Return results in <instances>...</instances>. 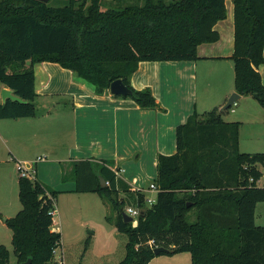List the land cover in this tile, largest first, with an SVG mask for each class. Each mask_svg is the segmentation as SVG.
<instances>
[{
  "label": "trees",
  "instance_id": "obj_1",
  "mask_svg": "<svg viewBox=\"0 0 264 264\" xmlns=\"http://www.w3.org/2000/svg\"><path fill=\"white\" fill-rule=\"evenodd\" d=\"M50 1H0V93L4 86L25 101L0 102V119L36 116L34 66L43 62L73 71L100 96L122 80L133 91L125 98L143 110L157 109L150 88L136 90L131 84L140 63L197 60L200 45L220 40L215 27L227 17L226 0H67L64 6ZM232 1L235 90L258 95L264 108L258 70L264 65V0ZM225 113L195 112L177 127V152L158 157L157 201L150 207L111 163H73L74 192L99 194L116 213L108 220L128 236L119 264H149L157 247L169 250L161 255L188 252L192 264H264V226L256 225L257 205L264 203V187L258 186L264 153L240 151L241 123L225 121ZM101 177L108 182L104 188ZM57 194L20 176L22 209L5 222L18 264L29 259L53 264L62 241L54 229ZM126 202L142 211L136 227L123 218ZM0 264H10L4 245Z\"/></svg>",
  "mask_w": 264,
  "mask_h": 264
},
{
  "label": "crops",
  "instance_id": "obj_2",
  "mask_svg": "<svg viewBox=\"0 0 264 264\" xmlns=\"http://www.w3.org/2000/svg\"><path fill=\"white\" fill-rule=\"evenodd\" d=\"M226 7V19L215 27L220 34V40L200 45L197 60L140 63L131 78V84L136 90H152L158 102V108L154 110H143L133 99L114 96L110 90L104 95H97L92 85L58 64H36V91L62 94V99H47L46 110L48 113L56 110L59 133L52 142L57 145L55 151L67 153L68 160L62 161L71 165L85 160L111 163L113 170H122L121 179L150 198L146 187L147 180L156 181L157 178L156 174H151V169H157L160 154L173 155L177 152L176 129L186 123L195 112L198 113L201 103L199 99L207 106L220 110L236 92L235 86L231 88L224 85L231 81V73L234 72L232 75H235L234 65L226 67L220 63L231 62L234 52L233 1L226 0ZM202 62L206 63L203 65ZM258 70L264 83V65ZM49 71L60 73L56 81L52 76V79H47ZM199 73L205 99L199 96ZM245 97L241 96L239 101ZM0 102L3 103L2 99ZM35 124L36 121L32 118L12 119V149H9V153L13 162L18 161L20 149L33 151L32 153L43 149L50 154L54 153V147L42 148L35 144L48 142L42 138L40 129ZM5 163L11 164L8 159ZM12 164L18 169L16 163ZM260 171L263 172L261 169ZM19 177L15 176L13 180L18 188ZM155 181L151 184H155ZM75 189L76 186L64 191L74 193ZM155 191L158 194V190ZM54 229L59 231L55 226Z\"/></svg>",
  "mask_w": 264,
  "mask_h": 264
},
{
  "label": "rangeland",
  "instance_id": "obj_3",
  "mask_svg": "<svg viewBox=\"0 0 264 264\" xmlns=\"http://www.w3.org/2000/svg\"><path fill=\"white\" fill-rule=\"evenodd\" d=\"M49 4L51 6H64L67 4V0H51ZM220 63L226 67L234 65L232 60L231 62L222 61ZM28 64L30 65V62ZM200 65L202 66V64ZM70 73L74 72L71 71ZM233 73H231V81L229 83L227 81L224 84L225 86L229 85L231 88L235 86V75L233 76ZM59 74L49 71L47 79L52 76L56 81ZM212 84H214L213 81ZM198 86L199 96L205 99L206 95L203 97L204 92L200 73ZM2 88L1 86V90ZM55 88L54 85L53 89ZM36 93L37 112L36 116L31 118L35 119L36 124L34 126H38L42 138H45L48 142L35 144H39V147L42 148L54 147V149L49 148L54 150V153L50 154L43 151V149L35 150V153L20 149L17 159L21 162L26 161L23 162L27 163L25 167L34 173L26 178L31 181L36 180L47 189L58 192L55 202V228L61 232L62 241L55 251L52 262L53 264H61L62 261L64 264H119L126 256V245L129 239L126 234L118 231L113 222L108 220L107 217L113 220L116 216L111 205L97 193L64 191L76 186L73 176H71L70 166H73V164L65 162L68 160L66 152L55 151L56 144L52 141L56 140L59 133L56 110L51 113L46 111L48 107L47 99H62V94L57 92L48 94L40 91H36ZM199 101L201 102L198 109L199 115H204L213 110L212 106H207L201 99ZM223 119L227 122L241 123V152L249 154L264 153V108L254 96H246L238 101L232 109L223 115ZM0 133V246L4 245L9 250L10 264H18V258L12 244L13 232L5 223L7 218L15 217L22 209L18 193L19 188L13 183L15 176L16 178L20 176V172L12 163H16L18 166V161L13 162L9 153V149H12V119H0ZM7 159L10 160L11 164L5 163ZM259 169L263 171V176L258 186L264 187V165H260ZM157 171V169H151V174L157 175ZM152 181L155 180L148 179L146 187L150 192V198L157 201V192L150 190L149 187ZM121 197L124 196L121 195ZM129 206L136 205L126 202L124 210ZM257 206L256 225L264 226V203H259ZM138 221L139 218L135 217L134 222L137 223ZM189 221H195V213L191 214ZM88 241L89 246L86 248ZM149 264H192V259L191 254L188 252L175 255L164 254L156 256Z\"/></svg>",
  "mask_w": 264,
  "mask_h": 264
},
{
  "label": "water",
  "instance_id": "obj_4",
  "mask_svg": "<svg viewBox=\"0 0 264 264\" xmlns=\"http://www.w3.org/2000/svg\"><path fill=\"white\" fill-rule=\"evenodd\" d=\"M43 3H48L49 0H39ZM110 92L112 95L114 96H122V97H129L133 94V91L128 88L123 82L122 80H116L114 81L111 86H110ZM256 99H258V95L254 96ZM1 99L4 102H6V100L10 99L12 101H19V102H25L23 101L21 98H19L18 96H16L13 92V90L9 89V88H4L1 91ZM241 99V95L238 94L237 92L233 93L229 98L228 101L226 102V104L224 106L221 107L220 109V113H225L226 111L230 110L239 100ZM101 181V186L104 188L108 185V182L105 180V178L101 177L100 178ZM123 218L125 220V222L127 223H132L133 218L128 216L126 213L123 214ZM169 250L164 248V247H157L154 250V253L156 256H159L163 253H168ZM32 260L29 259L27 262L22 263V264H31Z\"/></svg>",
  "mask_w": 264,
  "mask_h": 264
},
{
  "label": "built area",
  "instance_id": "obj_5",
  "mask_svg": "<svg viewBox=\"0 0 264 264\" xmlns=\"http://www.w3.org/2000/svg\"><path fill=\"white\" fill-rule=\"evenodd\" d=\"M27 163H23V162H18V169L20 172V176L22 177H29V175H33L34 173H32L30 170H28L29 168L25 167ZM27 168V169H26ZM116 175L118 177H120V174L122 172V170H114ZM150 189L151 190H158L157 186L155 184H151L150 185ZM137 191L141 192V190L137 189ZM146 203L149 205H147L148 207L152 206L153 204L156 203V201L152 200L151 198H146ZM125 213L133 218V226L136 227L138 225V222L135 223L134 219L135 217H140L141 216V209H139L137 206H129L126 210ZM55 214V211L53 212V215ZM61 264H64V262L62 261Z\"/></svg>",
  "mask_w": 264,
  "mask_h": 264
}]
</instances>
